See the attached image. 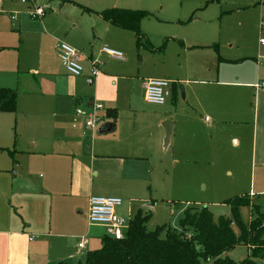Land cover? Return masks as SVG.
<instances>
[{
  "label": "crops",
  "instance_id": "1",
  "mask_svg": "<svg viewBox=\"0 0 264 264\" xmlns=\"http://www.w3.org/2000/svg\"><path fill=\"white\" fill-rule=\"evenodd\" d=\"M19 2L0 3V64L4 66L5 49L20 51L30 40L37 41V58L23 64L30 74L25 76L24 97L20 75L6 66L0 69V88L15 89L18 96L17 111L0 115L39 114L51 119L41 126L42 136L32 137L27 146L23 140L9 145L10 139H5L9 143L0 147L11 159L7 167L0 165V264L84 261L89 251L102 247L107 235L105 227L88 222L89 198H122L118 213L123 217L125 202L130 216L132 205L140 201L137 213L152 215L153 164L158 158L170 159L169 152L174 165L197 163L217 155V138H231L236 148L249 142L252 170L258 171V183L264 184V63L260 61L264 44L260 41L252 53L231 55L223 50V37L194 23L157 41H150L142 31L151 45L138 47L135 32L94 12L70 13L64 4L51 7L52 12L33 22L28 6ZM259 5L264 10V4ZM11 12L16 13V21L10 20ZM246 40L243 49L252 50ZM61 42L81 53L82 75L68 74L61 61ZM132 42L146 51L150 64L133 75L109 72V61L125 60L103 52V46L121 50ZM235 46L239 48L231 43ZM95 62H100L96 77ZM148 78L171 81L172 94L164 105L140 106L119 87L126 79L135 81L146 102L143 82ZM94 103L105 107L109 123L114 124L111 132H93L82 119L74 121L77 107L89 109ZM168 121L171 135L166 143ZM82 239L85 248L78 246Z\"/></svg>",
  "mask_w": 264,
  "mask_h": 264
},
{
  "label": "rangeland",
  "instance_id": "2",
  "mask_svg": "<svg viewBox=\"0 0 264 264\" xmlns=\"http://www.w3.org/2000/svg\"><path fill=\"white\" fill-rule=\"evenodd\" d=\"M41 1L42 5L50 3L53 10L58 9L60 6L63 7L65 4L70 13L78 15L87 10L100 15L97 13L98 11L101 12L114 7L121 8L119 5L136 7L137 9L133 10H143L149 13L141 21V31L146 33L150 41H157L164 35L182 33L194 23L205 25L214 30L217 37H223V50L225 53L232 55L234 52L238 56L245 55L244 53H252L253 48L257 50L260 41L261 21L264 19V16L261 18L264 15V10L259 5V3L264 4V0ZM140 6L143 8H140ZM30 20L37 22L41 19L34 20L30 18ZM228 34H233L239 40L232 39ZM245 39H247L246 43L252 47V50L243 49ZM231 43L239 45V48L236 46L232 48ZM36 45L37 41L30 40L20 48V51L5 49L1 54V58H6L4 66L11 72L14 70L22 79L21 97H24V81L28 79L25 76L30 75L23 64L27 60L29 63L36 60ZM122 49L116 50L124 54L125 61L123 63L117 60L109 61V72H123L133 75L139 69L143 70L146 65L150 64L146 51L141 48L138 49L135 43L127 44V47ZM4 66L1 63L0 69ZM119 87L125 96H133L138 105H151L148 102H143L141 92L135 81L126 79L122 81ZM50 119L51 117L49 118L47 115L39 116V114L38 117L29 118L21 117L20 113L15 116L0 115V147L9 143L5 142V139H10L9 145L23 140V145L27 146L29 139L42 136L41 126H43V123L47 126ZM231 126L234 127L235 125ZM216 146L218 152L215 157H211L209 160H200L197 163L189 160L174 165L171 162L170 152L168 154L170 159L162 162V159L158 158L162 163L154 161L150 186L153 209L151 220L147 224L149 230L167 225L177 232H183L181 221L185 213L188 211L198 213L205 206L213 214L216 222L222 216L234 220V212L230 201L240 196H249L253 204L257 203L264 210V195L261 193L264 191V184L258 183V171L252 170L249 158L250 143L248 142L246 145L242 143L239 148H236L231 138H217ZM10 162L11 159L7 151L0 152L1 168L7 167ZM141 203L143 202L138 201L133 204L132 213L128 216V205L125 202L121 209L122 214L126 215L127 219H134ZM239 213L246 226H249L252 219L255 218L253 209L249 205H242L239 208ZM233 229L237 236L241 235V229L237 224H233ZM187 233L192 234L193 229L190 228ZM162 235L165 236L166 232L164 231ZM227 255L235 262L240 263L249 257L250 250L246 244L240 243L228 251ZM260 262L264 263V260Z\"/></svg>",
  "mask_w": 264,
  "mask_h": 264
},
{
  "label": "trees",
  "instance_id": "3",
  "mask_svg": "<svg viewBox=\"0 0 264 264\" xmlns=\"http://www.w3.org/2000/svg\"><path fill=\"white\" fill-rule=\"evenodd\" d=\"M100 15L113 25L135 32L138 47L151 45L145 42V35L141 31V21L149 15L148 12L111 8L100 12ZM216 49H219L218 45ZM17 103L15 89L0 88V112L15 113ZM230 204L234 220L222 216L216 222L205 206L198 213H185L181 221L183 232H177L167 225L149 230L147 224L152 215L139 211L130 220L123 239L116 240L105 235L102 247L89 251L85 260L78 264H264L260 262L264 260V210L257 203L253 204L249 196L237 197ZM242 205L251 206L255 214L249 226L240 217L239 208ZM234 223L241 229L240 236L234 232ZM190 228L193 229L192 234L187 233ZM164 231L165 236L162 235ZM240 243L249 247L250 255L238 263L227 253Z\"/></svg>",
  "mask_w": 264,
  "mask_h": 264
},
{
  "label": "built area",
  "instance_id": "4",
  "mask_svg": "<svg viewBox=\"0 0 264 264\" xmlns=\"http://www.w3.org/2000/svg\"><path fill=\"white\" fill-rule=\"evenodd\" d=\"M3 0H0V3ZM22 4L28 6V15L31 19H42L51 10V5L47 3L42 5L41 0H20ZM11 21L17 20L14 12L9 13ZM260 44H264V20L260 27ZM102 51L118 60H125L124 54L116 49L104 45ZM60 56L62 64L71 76H80L84 71L81 64V53L66 42L60 43ZM260 61L264 63V54L260 56ZM95 62L92 68L94 77L100 74V69ZM144 98L146 102L153 105H164L172 94V83L165 78H148L143 82ZM74 121L81 119L85 127L93 132L109 124V116L105 107L101 103H94L89 109L77 107L74 113ZM123 204V200L116 196L92 195L89 198L88 222L90 225H101L105 227L106 234L116 240L124 238L125 232L129 227L130 221L118 213V208ZM78 246L86 247V241L82 239Z\"/></svg>",
  "mask_w": 264,
  "mask_h": 264
},
{
  "label": "water",
  "instance_id": "5",
  "mask_svg": "<svg viewBox=\"0 0 264 264\" xmlns=\"http://www.w3.org/2000/svg\"><path fill=\"white\" fill-rule=\"evenodd\" d=\"M183 94V93H182ZM168 125H166L165 129H166V139L165 142L168 143L169 137L171 135V128H170V121L167 122ZM114 128V124L109 123L106 127L101 128L99 130L100 134H106L112 131V129Z\"/></svg>",
  "mask_w": 264,
  "mask_h": 264
}]
</instances>
